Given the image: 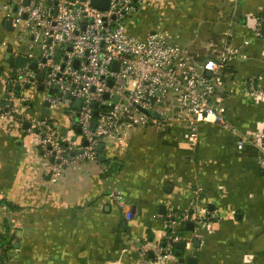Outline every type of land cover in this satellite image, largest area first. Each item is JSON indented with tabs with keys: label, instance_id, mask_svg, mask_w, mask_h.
Listing matches in <instances>:
<instances>
[{
	"label": "crops",
	"instance_id": "obj_1",
	"mask_svg": "<svg viewBox=\"0 0 264 264\" xmlns=\"http://www.w3.org/2000/svg\"><path fill=\"white\" fill-rule=\"evenodd\" d=\"M145 7L173 42L200 58L224 45L233 49L230 76L215 99L239 134L263 131L264 0H147ZM5 21L0 12V61L13 69ZM141 21L130 25L131 33L152 30ZM6 79L0 78V239H11L12 264H187L179 258L188 255L195 264H264V168L255 148H236L232 131L199 123L200 138L192 146L180 140L191 122L176 116L164 130L154 124L126 129L121 140L112 139L115 146L103 148V160L73 164L51 183L36 136L22 129L24 115L4 111ZM251 81L253 96L246 86ZM37 102L42 105V98ZM52 124L70 133L66 125ZM113 192L133 212L130 220ZM179 212L191 216L173 230L182 232L177 237L186 250L176 255L175 248L157 263L156 250L168 236L166 217ZM185 221L195 223L192 232L184 231Z\"/></svg>",
	"mask_w": 264,
	"mask_h": 264
},
{
	"label": "built area",
	"instance_id": "obj_2",
	"mask_svg": "<svg viewBox=\"0 0 264 264\" xmlns=\"http://www.w3.org/2000/svg\"><path fill=\"white\" fill-rule=\"evenodd\" d=\"M1 1L3 19L11 21L18 43L29 41L30 49H12L13 58L22 54L26 63L23 68L11 69L6 100L15 97L16 85L21 91L26 84L42 85V100L50 107H62L67 115L69 134L49 125L45 118L39 119L36 129L31 125L27 129L36 136L51 183H58L73 164L96 162L102 139L121 140L126 129L149 124L164 130L172 116L191 122L192 146L199 140V123L213 122L232 131L237 136L236 148H255L257 161L264 168V131L251 136L239 134L227 122L225 106L215 99L218 88L230 76L224 70L234 53L231 47L224 45L215 57L200 58L173 42L167 30L142 36L131 33L126 21L138 11L141 0H109L105 10L92 6L91 0ZM255 30L261 34L260 19L255 21ZM36 48L39 52L33 51ZM31 62L36 63L35 69ZM246 86L249 95L256 94L252 81ZM4 109L13 115L11 103ZM111 196L130 220L133 212L122 194L113 192ZM171 217L167 226L174 230L177 223L191 216ZM178 240L174 236L156 250L157 263L173 252V243ZM3 264L11 262L6 259Z\"/></svg>",
	"mask_w": 264,
	"mask_h": 264
},
{
	"label": "rangeland",
	"instance_id": "obj_3",
	"mask_svg": "<svg viewBox=\"0 0 264 264\" xmlns=\"http://www.w3.org/2000/svg\"><path fill=\"white\" fill-rule=\"evenodd\" d=\"M146 2L147 0H141V2L138 4V11L136 13H133L132 16L130 18L127 19V23L128 25H132V24H136L137 20L140 19L142 20L141 23L145 24L150 28L148 29H152V30H148L149 31H163L164 29H161L160 26H156L157 20H151L149 17H153V12L151 11L150 13L146 10ZM0 12H3V2L0 0ZM163 23V22H162ZM154 25V26H153ZM153 26V27H151ZM8 36L7 39H9L11 45L16 48L18 51L21 52H27L29 51V41L23 42L22 44H19L18 41L16 40V31L9 29L8 31ZM185 44V43H183ZM223 47V46H222ZM222 48L220 47L219 49H216L214 52H212V56L211 57H215L218 53V51H220ZM36 52H39V49L36 48L35 50ZM13 58V56H12ZM2 66L4 67H8V61L2 60L0 61V78H5L7 77L6 80H8V76L13 75L11 72V69H6V68H2ZM43 91H39L36 85H30L28 87H24L22 89V91L19 94H16L15 97L10 100V101H6V103H11L13 106V115H17L21 113L24 115V119H27L31 122V127L32 129H36L37 128V122L39 121V119L45 118L47 119L49 125H53L52 123H58L63 125V127H65V125L68 127V124H66V120H67V115L66 113H64L63 108L59 107V106H52L50 107V113L47 116H43L42 115V105L41 103L37 102V99L39 97L42 98L43 96ZM37 103L36 105L34 103ZM33 103L34 106L30 109L31 111H26L24 109V107H26L27 104H31ZM68 122V121H67ZM199 127V126H198ZM137 128H141V127H132L129 128L128 130H136ZM189 128H190V124L187 127H184V131L181 133V137L180 140L191 145L190 144V140H189ZM59 129V128H58ZM198 132H199V136H200V130L198 128ZM200 138V137H199ZM37 141V140H36ZM199 141V140H198ZM101 143H103L105 148H109V146H115L114 141L112 142V140H106V139H102ZM198 143V142H197ZM105 152V151H104ZM104 152H102L104 154ZM12 247L8 248L11 249ZM8 250L5 252L0 251V263L3 264V262L8 259L11 264H12V260L10 259V257L8 256Z\"/></svg>",
	"mask_w": 264,
	"mask_h": 264
},
{
	"label": "water",
	"instance_id": "obj_4",
	"mask_svg": "<svg viewBox=\"0 0 264 264\" xmlns=\"http://www.w3.org/2000/svg\"><path fill=\"white\" fill-rule=\"evenodd\" d=\"M27 1L28 0H24V3L26 4ZM108 1L109 0H91V5L94 6V7H96V8H98V9L105 10V9H107ZM4 25H5L6 28H11V21L10 20H6L4 22ZM263 29H264V24H263ZM7 58H8V56H7ZM25 63H26V58L22 54L16 55L14 57V59H13V66L15 68H23L24 65H25ZM30 67L32 69H35L36 63L35 62H31L30 63ZM113 67H115V64H114ZM0 74H1V72H0ZM207 74L209 75V73H207ZM38 77H39V79H42V72L38 74ZM110 84H112V82H110ZM26 87H28V84H26ZM38 90L39 91H43V86L40 85L38 87ZM20 91H21L20 85H16L14 87V93L15 94H19ZM79 104H80V102L77 101V103H76V107L77 108H79ZM42 105L44 107L43 114L45 116H47L49 114V111H50L49 110L50 103L47 100H45V101L42 102ZM94 106H96V104ZM96 114H97V112L95 111L94 112V115L96 116ZM16 116L18 118H20V114H17ZM94 124H95V119H93V121H92V125L93 126H94ZM29 127H30V121L27 120V119H23L22 120V129L27 130ZM77 132H80L79 128H77ZM64 133H65V130L63 131V134ZM86 143L87 142L84 141L83 142V145H86ZM103 148H104L103 144H99L97 146V151L99 152V160L100 161L104 159V156L102 154ZM80 152H81V150H80ZM159 211H160L161 214H164L165 215V213H166L165 212V206H160V210ZM166 220H173V218L172 217H166ZM194 226H195V223L193 221H185L184 231L192 232L194 230ZM179 233L181 234V232H179ZM174 236H176V235H174ZM175 243H176V249H177V251L175 252L176 255H179L181 250H184V251L186 250V241L185 240H180L179 239ZM199 245H200V240L198 238H194L192 240L191 246L193 248H197V247H199ZM149 254L151 256L152 255V252L150 251ZM185 260H186L187 264H195V258L192 255H188L187 257H181V258H179V262L180 263H184Z\"/></svg>",
	"mask_w": 264,
	"mask_h": 264
},
{
	"label": "trees",
	"instance_id": "obj_5",
	"mask_svg": "<svg viewBox=\"0 0 264 264\" xmlns=\"http://www.w3.org/2000/svg\"><path fill=\"white\" fill-rule=\"evenodd\" d=\"M11 66H13V64L11 65ZM14 67V66H13ZM15 68V67H14ZM228 68H229V66H228ZM226 69V70H224L225 71V73H229L230 72V70L229 69ZM9 80V79H8ZM7 80V81H8ZM225 81V80H224ZM8 86H10V85H8ZM264 131V130H263ZM254 149V148H253ZM99 153V152H98ZM257 153V150L255 149V154ZM99 155V154H98ZM257 155V154H256ZM99 157V156H98ZM1 203V202H0ZM5 205L9 208V203H7V202H5ZM178 215H179V217L182 215V213H178ZM168 221H170V220H167V223H168ZM166 232H167V237L165 238V240H164V245H166L167 243H169L170 242V239H172L173 238V236L174 235H176V236H180V233L179 232H173V230H172V228H170V227H168L167 226V228H166ZM181 234H182V232H181ZM169 236H170V238H169ZM10 247H12V244H11V239L9 238V237H6V238H2L1 237V239H0V251H2V252H5V251H7L8 250V248H10ZM175 248H176V243H173V250H175ZM1 261V260H0ZM1 264V263H0Z\"/></svg>",
	"mask_w": 264,
	"mask_h": 264
}]
</instances>
